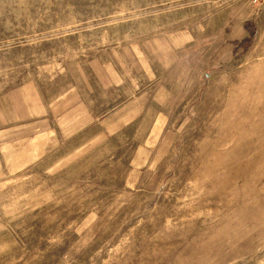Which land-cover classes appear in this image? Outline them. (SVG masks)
<instances>
[{"label": "rangeland", "instance_id": "1", "mask_svg": "<svg viewBox=\"0 0 264 264\" xmlns=\"http://www.w3.org/2000/svg\"><path fill=\"white\" fill-rule=\"evenodd\" d=\"M0 264H264V0H0Z\"/></svg>", "mask_w": 264, "mask_h": 264}, {"label": "crops", "instance_id": "2", "mask_svg": "<svg viewBox=\"0 0 264 264\" xmlns=\"http://www.w3.org/2000/svg\"><path fill=\"white\" fill-rule=\"evenodd\" d=\"M78 105L80 106L81 111L74 113L69 117L67 126L65 125L64 129V131H66V135H68V137H71V139L83 133L91 125L96 124V115L93 114V112L91 111V109H89L84 100L80 99ZM64 131L62 130V132Z\"/></svg>", "mask_w": 264, "mask_h": 264}, {"label": "trees", "instance_id": "3", "mask_svg": "<svg viewBox=\"0 0 264 264\" xmlns=\"http://www.w3.org/2000/svg\"><path fill=\"white\" fill-rule=\"evenodd\" d=\"M251 31V30H250ZM254 36V31L252 30L251 31V37H253ZM249 42V39H246L245 41H244V43H248Z\"/></svg>", "mask_w": 264, "mask_h": 264}]
</instances>
